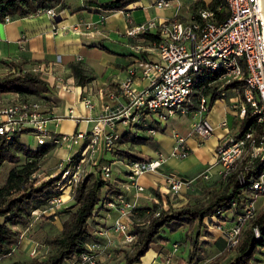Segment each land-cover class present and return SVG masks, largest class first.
I'll list each match as a JSON object with an SVG mask.
<instances>
[{
	"label": "built area",
	"instance_id": "built-area-1",
	"mask_svg": "<svg viewBox=\"0 0 264 264\" xmlns=\"http://www.w3.org/2000/svg\"><path fill=\"white\" fill-rule=\"evenodd\" d=\"M224 2L228 8V16L221 22L215 19L212 11L198 8L187 20H181L176 15L168 19L150 18L126 29L123 35L130 39H135L144 32L157 35L158 38L148 46V50L154 51L156 60L137 58L135 64L127 67L124 78L117 84V90L109 91L105 96L106 99L100 105L102 114L90 131L60 134L51 129L58 128L65 118L77 123L81 119L74 115L72 107L66 109L65 117H55L44 103L45 96L36 101L15 100L0 107V136L6 140L14 133L31 134L36 143L31 147L33 149L49 142L53 147H63L67 150L77 148L75 153H80L78 160L72 159L74 153L64 161L60 175L61 183L66 184L58 196L46 203V209L41 213L60 209L65 202L72 199L78 183L92 172L88 171L87 167H94L99 178L117 183L122 189V194L103 204V207L114 215L111 224L98 233L101 236L97 237L98 240L89 242L83 252L73 256L65 264H101L114 256L117 245L131 243L133 236L130 234L129 217L132 210L139 205L140 199L156 201L138 182L139 177L148 174L160 176L171 196H178L191 189L199 180H210V167L195 178H186L165 169L169 157L182 160L187 158L190 152L185 137L176 129H170L172 145L168 153L157 150L152 157L143 161L122 158L110 161L111 163L102 156L114 151L119 140V134L116 132L118 124L129 128L143 120L167 122L172 116L191 117L190 135L199 142L211 136L215 126L207 118L210 110L209 96L202 93V88L193 87L196 77L212 78L220 98L225 97L223 88L226 85L242 83L244 102L238 99L234 109L235 116L243 118L246 108H249L259 126L257 139L253 138L251 133L238 138L230 133L231 129L226 120L219 123V127L226 130V134L215 148L214 164L219 167L217 179L226 180L235 174L239 183L243 184L245 179L239 172L240 168L248 169L255 160L264 164L263 3L262 0ZM170 4L171 0H156L154 7L163 9ZM41 14L52 20L55 16L63 19L65 10L45 8L35 13ZM11 21V18L6 17L3 23ZM56 30L55 28L54 33ZM132 48L136 53L141 51L138 45ZM41 70L39 66L34 68V71L39 73ZM138 77L147 79L148 85L136 89L135 79ZM52 87L56 95L60 96L71 93L74 88L60 77L56 78ZM118 98H123L124 102L117 100ZM194 100L195 108L190 110L189 105L193 104ZM80 101L86 110L94 108L89 95L81 97ZM108 101L116 102L114 109L107 104ZM147 132L155 134L156 131L149 129ZM116 164L125 168L124 180L113 177ZM261 196H264V165L261 174L251 183L249 190L244 192L240 202L234 200L227 211L218 212L225 217L224 220L213 218L212 223L206 222L208 228H213L215 237L222 239L224 251H230L237 245L244 227L256 217V203ZM38 213L39 209L32 212L33 215ZM253 233L256 237L260 235L257 227L253 228ZM117 238L119 243L114 244ZM182 246L179 242L172 243L171 251L165 255L164 264H171L173 255ZM31 253H35V248Z\"/></svg>",
	"mask_w": 264,
	"mask_h": 264
},
{
	"label": "trees",
	"instance_id": "trees-1",
	"mask_svg": "<svg viewBox=\"0 0 264 264\" xmlns=\"http://www.w3.org/2000/svg\"><path fill=\"white\" fill-rule=\"evenodd\" d=\"M139 0H107L95 1L96 10L104 12H116L125 10L129 5ZM45 8H56V10H69L71 13L83 9H73L65 0H0V23H3L6 17L12 20L33 16L38 10ZM198 8H205L214 13L218 22L225 20L228 16V8L224 0H195L189 5V9L194 13ZM179 18V16H178ZM138 38L143 39V45L155 41L158 37L153 33H141ZM13 70V73L0 75V95L13 93L22 97L43 96L49 93L51 88L40 74L23 71L21 65L5 63ZM75 84L84 87L90 81L84 72V69L78 63L69 65ZM213 79L206 76L196 77L194 88L201 89L204 95L209 96V108L220 98L216 93V86ZM212 82V83H211ZM208 84H210L208 86ZM204 86V87H202ZM232 89L238 95L239 101L244 102L242 83L234 82L226 85L223 90ZM104 90V96L108 94ZM189 105L190 110L195 107ZM154 120L148 122L143 120L135 123L129 128H123L119 141L129 143L130 145H152L155 139L152 135H146L149 129L164 133L165 129ZM233 125L237 128L232 134L235 137H243L247 133L255 139L259 136V126L256 123L255 116L251 115L249 108H246L243 118L235 116ZM22 134L14 133L9 140L0 136V166L3 163L16 164L21 157L30 159L20 169L12 168L0 187V259L10 255L20 244L21 232L12 229V226L26 227L29 224L31 213L46 204L51 198L58 196L64 184L61 183V175L49 178L46 181L35 186L36 181L30 177L34 173L31 168L35 166L38 158L45 156L53 145L49 142L37 146L35 149L26 146L19 140ZM113 152L121 154V158L131 159L133 161L146 160L147 158L132 152L131 150L114 149ZM80 153L72 156L73 160H78ZM109 161L110 160H107ZM263 163L259 160L253 161L248 169L243 167L239 169L240 174L245 181L240 184L234 175L226 180H213L211 187L206 188V199L202 203H186L179 208L173 207L171 202L156 190H151L153 196L158 200H150L149 203L138 205L132 210L129 217L131 222L130 234L133 236L128 252L115 250V254L122 255V261L118 264H138L141 258L151 248L152 244L158 241H167L163 236L165 229L173 233L183 225L188 227L186 238L187 262L189 264H200L202 262V241L201 230L206 222H213V218L224 220L218 212L224 213L230 208L234 200L240 202L244 192L248 191L251 183L258 178L263 170ZM65 182V181H64ZM211 183V182H210ZM209 183V184H210ZM105 190L101 197V192ZM122 194L119 185L103 180L97 175H86L76 186L72 195V207L74 211L70 212L67 218L62 222L60 233L51 237L47 242L51 246V253L44 259H33L27 264H65L73 256L79 255L85 250L86 245L98 240L89 231V220L93 218L97 209L104 208L103 204ZM141 200V199H140ZM164 204L166 210L160 204ZM207 227V226H206ZM259 229L260 235L256 237L253 228ZM260 248H264V208L258 210L256 217L248 223L240 234L237 245L230 251H224L223 246L216 255L207 264H254L257 259L255 255ZM12 264H24L14 262Z\"/></svg>",
	"mask_w": 264,
	"mask_h": 264
},
{
	"label": "crops",
	"instance_id": "crops-1",
	"mask_svg": "<svg viewBox=\"0 0 264 264\" xmlns=\"http://www.w3.org/2000/svg\"><path fill=\"white\" fill-rule=\"evenodd\" d=\"M95 1L107 0H65L73 9L83 10L71 13L65 9L64 17L60 22H55L47 15L41 14L18 18L9 23H0V71L7 69L5 63L10 62L28 69L41 67L39 74L51 88L49 93L43 94L45 95L44 103L51 110V114L55 117H65L66 109L72 107L74 115L80 117L81 120L78 123L65 118L58 128L51 127L60 134L90 131L102 114L100 105L106 99L104 90L116 91L117 84L124 78L127 67L135 64L137 58L156 60L154 51L148 50V44H142L143 39L138 37L130 39L123 35L126 29L150 18L168 19L176 15L181 20H187L192 15L189 9L191 0H171L170 6L163 9L154 7L156 0H139L125 10L116 12L96 10ZM55 28L56 33H54ZM136 45L141 47L139 53L132 48ZM71 63L81 65L86 76L90 78L89 83L84 87L75 84L69 68ZM57 77L73 85L71 93L56 95L52 85ZM147 85V79L139 77L135 79L136 89H142ZM229 92L225 91V97L217 99L207 113V118L215 126V130L202 142L190 135L191 117H186L182 126L170 120V128L176 129L181 136L185 137V143L190 152L187 158L182 160L169 157L165 166L166 170L186 178H195L210 167V180H199L197 185L200 186L201 183L208 185L217 179L219 167L214 164L215 148L226 134V130L219 127V123L226 120L232 134L234 109L239 99L236 94L234 97L229 96ZM85 95H89L94 104V108L90 111L86 110L80 101ZM13 96L10 98L11 102L22 100L17 94ZM117 100L124 102L123 98ZM64 122L71 123L70 130L67 132L62 131ZM154 139L155 142L152 145H133V152L144 153L148 156L147 158L152 157L157 150L169 152L172 139L168 132L157 133ZM138 182L149 193L153 189L164 193L167 190L162 178L156 174L143 175L139 177ZM163 236L167 241L160 240L152 244L138 264H164L166 253L171 251V244L176 240H170L164 234ZM213 240L214 245L220 250L223 246L222 239L215 237ZM118 241L117 238L114 244H118ZM186 241L185 244L183 243L185 248L178 249L173 255L171 264L187 262L182 259L186 254L185 251L187 252L188 240ZM255 258L257 261L254 264H264V248L259 249Z\"/></svg>",
	"mask_w": 264,
	"mask_h": 264
},
{
	"label": "rangeland",
	"instance_id": "rangeland-1",
	"mask_svg": "<svg viewBox=\"0 0 264 264\" xmlns=\"http://www.w3.org/2000/svg\"><path fill=\"white\" fill-rule=\"evenodd\" d=\"M207 1L209 2V0ZM191 2H193V0H191ZM21 69L23 71L39 73L38 71H34V68L28 69L26 67L24 68L21 67ZM6 73H13V70L10 68H7L4 71H0V75H4ZM229 91H230L229 96L234 97L236 92H234L232 89H230ZM43 96H36V97L30 96L26 98L22 96H19V97H21L22 100H35L36 101V100H40L41 97ZM12 97H14L13 93L1 94L0 107L3 105L12 103L10 100V98ZM107 104L113 108L116 102L108 101ZM185 119L186 117L179 118L176 116H172L169 118L167 122H164L162 120H157L158 122H160L159 124H157V126H160V128L163 127L165 129L164 133L166 132L170 133V129H171L169 125L170 120H174L177 124L179 123L180 126H182ZM70 126H71L70 122H64L62 131L67 132L68 130H70ZM233 126H234L233 130L236 131L237 128L235 127V125ZM123 131L124 130L121 127V125L118 124L116 127V132L121 135ZM157 133H160V132L156 131L155 134ZM145 134L147 136L152 135L153 137L155 135L149 132H145ZM19 140L23 142L26 146H29L30 148L34 147L36 144L34 142V137L31 134H22L21 136H19ZM117 148L122 149V150H131L132 152L134 151L133 145H130L129 143H123L121 141L115 144V149ZM76 150L77 148H74L72 150H67L66 148H63V147H53L45 156L38 158L35 163V166L31 168V171H34V173L30 177L32 180L36 181L35 186H38L40 183L46 181L49 178L55 177L57 174H59L66 158L72 156L76 152ZM135 153L145 158L148 157L144 153H141L138 151H135ZM102 156H103V159L110 160L111 162H114V160L116 161V160L122 159L121 154L116 153V152H111L107 154L105 153ZM30 161H31L30 159H25L24 157H21V160L16 164H9L6 162L3 163L0 166V187L5 182L7 175L12 168L20 169L23 165H25L26 162H30ZM86 169L88 171L90 170L92 171L90 174L96 175V171L94 170L95 169L94 167L93 168L87 167ZM124 170L125 168L122 165L116 164V168L113 170V177L119 180L120 179L124 180L125 178V173L123 172ZM211 184L213 183L211 182L208 185L207 183H201V185L199 186L196 183L195 185L192 186L191 189L183 191L178 196H171L167 191L165 193L161 192L160 190H156V191L160 193L161 195H165V197H167V199L171 202L173 207L179 208L180 206L186 203H189V204L202 203L207 197L205 190L206 188L213 186ZM104 192L105 190L101 192V195H100L101 197L103 196ZM63 198L66 199L65 196H63ZM150 200L151 199H141L138 201L140 205H144V204L149 203ZM156 202H158L157 199H156ZM71 205H72V200L69 199L67 202H65L61 206L60 209H50L46 211L45 213H41V211L46 209V204L44 203L39 208L40 213H38L37 215H33L31 213L29 224L26 227L12 226V229H15L21 232V241H20V244L14 249V251L10 255L0 259V264H12L14 262L27 264L35 258L38 260H44L51 253V246L47 241L51 237L60 233L62 222L67 218L70 212L74 211V207H72ZM160 205L165 210L167 209L164 204L161 203ZM256 205H257L258 210L264 208V196H261L257 199ZM113 219H114V215L112 212H110L106 208H101V209L99 208L94 213L93 218L89 220V231L94 236L101 237L98 235V233L101 230H105L111 224ZM212 229L213 228H208L205 225V227H203L201 230L202 235L200 237V240L203 243L202 244L203 250L201 253V258L203 260L200 264H207L210 260H212L216 255L219 254L218 248L214 245L215 242L213 239L215 238V233L213 232ZM187 232H188V227L186 225H183L180 228L179 232L175 231L171 233L167 229H165L163 234L166 235L168 238H170V240L175 239L176 242H179L183 245V243L185 244L187 242L186 241ZM184 246L185 245H183L182 247ZM116 247H118V250H121L123 253L128 252L130 249L129 243L117 245ZM34 248H35V253L32 254L31 251ZM122 252L120 255H117L114 252V256L111 259L105 260L101 264L120 263L122 261V255H123ZM185 253H186L185 256L182 258L184 260L187 259V252L185 251ZM186 263L189 264L188 262Z\"/></svg>",
	"mask_w": 264,
	"mask_h": 264
},
{
	"label": "water",
	"instance_id": "water-1",
	"mask_svg": "<svg viewBox=\"0 0 264 264\" xmlns=\"http://www.w3.org/2000/svg\"><path fill=\"white\" fill-rule=\"evenodd\" d=\"M262 3H263V12H264V0H262ZM62 19L60 18V17H58V16H55L54 17V21L55 22H60Z\"/></svg>",
	"mask_w": 264,
	"mask_h": 264
}]
</instances>
